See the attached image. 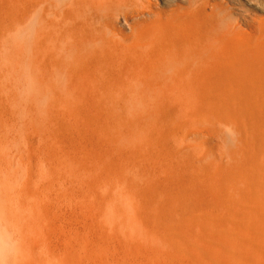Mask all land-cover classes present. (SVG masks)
Returning a JSON list of instances; mask_svg holds the SVG:
<instances>
[{"label":"rangeland","instance_id":"rangeland-1","mask_svg":"<svg viewBox=\"0 0 264 264\" xmlns=\"http://www.w3.org/2000/svg\"><path fill=\"white\" fill-rule=\"evenodd\" d=\"M234 2L244 31L264 18V0ZM30 4L0 0V228L12 264H181L171 228L200 245L199 222L188 227V219L237 194L238 144L228 140L235 131L220 118L223 107L138 115L129 103L148 100L131 84L117 88L115 104L82 91L71 105L79 115L33 116ZM253 44L260 69L264 39ZM254 86L262 98L264 86ZM251 222L264 230V221Z\"/></svg>","mask_w":264,"mask_h":264},{"label":"bare ground","instance_id":"bare-ground-1","mask_svg":"<svg viewBox=\"0 0 264 264\" xmlns=\"http://www.w3.org/2000/svg\"><path fill=\"white\" fill-rule=\"evenodd\" d=\"M234 3L31 0L30 4L33 116L79 115L71 105L82 91L115 104L120 100L117 88L131 84L145 91L149 101L136 98L129 103L138 115L179 118L187 117L195 105L223 107L219 116L235 131L228 140L238 144L237 194L223 209H208L197 220L188 219V227L199 222L200 245L187 242L188 230L171 228L170 248L181 264H264V230L251 226L252 220L264 221V96L259 98L254 86H264V67L257 69L259 57L253 56L259 50L253 39H264V18L256 26L246 24L244 31ZM121 19L130 33L122 31ZM172 106L178 109L175 113ZM137 194L145 198L144 193ZM10 217L18 219L19 214ZM0 229V264H12L15 259L9 257L11 249Z\"/></svg>","mask_w":264,"mask_h":264}]
</instances>
